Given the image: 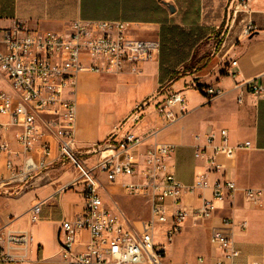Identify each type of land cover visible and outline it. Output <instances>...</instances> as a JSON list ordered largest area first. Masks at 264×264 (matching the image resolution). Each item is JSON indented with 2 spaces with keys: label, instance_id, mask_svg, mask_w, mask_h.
<instances>
[{
  "label": "crops",
  "instance_id": "obj_1",
  "mask_svg": "<svg viewBox=\"0 0 264 264\" xmlns=\"http://www.w3.org/2000/svg\"><path fill=\"white\" fill-rule=\"evenodd\" d=\"M229 2L230 0H0V7L11 13L9 18H0V40L4 31L16 21L26 23L33 30L67 34L71 24L77 20H109L128 23V32L132 38L158 40L163 44L159 57L140 63L138 73H81L75 98L78 105L76 131L79 147L104 142L136 111L132 110L140 106L146 112L140 121L142 117L149 120L141 126L139 121L133 127L134 132L147 139L140 148L141 152L155 142L173 143L176 151L178 148L181 151H175L167 165L174 168L176 177L184 184H192L203 174H206L211 185L217 180H231L236 184V191L232 195L225 191L226 195L221 199L213 198L211 188L203 192L216 205V213L209 220H196L192 216L193 209L202 203L199 194L183 197L182 204L188 217L182 233L166 248L168 252L165 264H200V257L204 259V264H216L223 257V252L211 244V232L213 228L223 226V218L234 221L226 229L233 231L235 247L240 251L238 261L241 264H264V202L256 205L244 194L246 188L264 189V96L257 97L247 92L243 102H239V90L235 88L237 80H249L264 74V0H252L250 12H229L231 16L228 13L227 20L230 16V22L227 23V29L224 25L225 28H222L223 31L214 40L209 51L193 59L200 43L211 36L208 31L215 32L224 23ZM249 23L258 29L248 35L246 26ZM179 35L186 37L182 40ZM179 48L186 50V56L179 53L178 57H172L170 52H181L177 50ZM191 60L195 61L194 69L175 83L174 80L169 81L173 70L163 73L165 66H187ZM233 60L238 62L235 67L231 66ZM227 69L236 72L237 78L227 75ZM194 71L199 75L195 81V73L192 74ZM107 75H115L117 83L126 90L135 89L138 92L133 97L131 94L127 96L129 100L133 98V102L122 115L111 110L103 114L104 85L109 87L112 83L105 81ZM186 75L193 77L192 86L184 88L186 104L183 108L174 107L176 114L181 110L185 113L166 126L155 108L171 91L182 90L184 83L191 81L184 77ZM2 78L6 85L0 91L10 92L8 82L3 76ZM181 78H186L184 83H181ZM211 85L223 89V95L211 99L206 93V88ZM166 89L170 91L167 92ZM156 100L158 102L155 105H150ZM148 101L150 102L146 104ZM7 120L9 119L5 116L1 118L2 122ZM222 129L228 131L229 146L249 141L251 147L237 150L233 157L220 154L217 162L221 168L219 172H212L205 160L195 156V151L197 147L202 148L207 144L209 130L216 133L215 143H221L219 131ZM17 132L12 127L6 132L9 148L14 153L10 156L5 153L0 157V178L3 181L10 177L6 167L10 159L16 169L23 168L24 157L16 154L21 152L16 141ZM50 141L51 157L55 158L58 147L52 138ZM183 149L190 151V163L183 156ZM35 157L38 158L36 153ZM79 178L73 164L57 163L44 174L30 179L28 184L9 183L6 186L9 192H0V227L8 224L9 228L27 231L32 236L28 261L6 264H68L61 255L59 228L63 220H72L82 212L83 185L63 192L58 189ZM126 178L131 179L126 176L114 185L102 177L106 187L103 197L110 202L107 201L108 204L116 203L109 193L112 190L124 191L121 184ZM40 201H43L40 218L33 223L30 209ZM245 222L244 228L242 224ZM161 231L162 228L158 231L160 236ZM88 240V232L80 233L74 247L75 252L83 251ZM163 240L160 237L158 242Z\"/></svg>",
  "mask_w": 264,
  "mask_h": 264
},
{
  "label": "built area",
  "instance_id": "obj_2",
  "mask_svg": "<svg viewBox=\"0 0 264 264\" xmlns=\"http://www.w3.org/2000/svg\"><path fill=\"white\" fill-rule=\"evenodd\" d=\"M251 3L252 0H235L234 14L250 12ZM71 25L67 34H60L33 30L26 23L16 21L0 40L4 45V50H0V74L11 88L10 92L0 91V157L14 153L6 135L10 127L18 130L16 141L21 152L16 154L24 157L20 170L11 159L8 161L10 177L4 181L0 178V192H9L6 189L9 183L28 184L30 179L57 163H71L80 178L58 191L82 184L84 207L74 219L63 220L59 228L60 251L68 264H165L166 248L182 233L188 217L183 197L199 194L202 203L193 209L192 216L196 220H209L216 213V205L203 192L211 188L213 198L221 199L225 191L232 195L236 184L231 180H217L211 185L206 174L198 176L192 184H184L176 177L174 168L167 165L176 151L173 143L155 142L141 152L147 139L133 131L142 116L140 106L128 118L133 126L125 133H120L122 125L104 142L79 147L75 94L80 74L138 73L140 63L159 57L161 45L158 40L132 38L129 24L122 21L77 20ZM257 29L249 23L246 33L249 35ZM237 65V60L231 62V66ZM226 71L227 75L237 78L236 72ZM198 76L195 71L193 80ZM235 88L239 90V102H243L247 92L263 97L264 74L237 80ZM206 93L214 99L223 95V89L211 85ZM185 104L182 90L173 91L155 111L168 126L185 113L181 110L176 114L174 107L183 108ZM3 116L9 120L2 122ZM118 134L119 139L114 142ZM219 136L222 141L216 144V133L209 130L207 144L195 151V156L205 160L212 172H219L221 168L217 162L220 154L233 157L237 150L251 147L249 141L229 146L226 129L220 130ZM51 138L58 147L55 158L51 157ZM126 176L132 181L122 182L123 190L128 196L145 200L150 211L147 219L131 220L117 203L108 204L103 197L106 187L102 177L115 185ZM244 194L256 205L264 202L262 188H246ZM42 204L40 201L30 209L33 223L40 218ZM222 221V227L212 229L210 239L223 252L216 264H241L233 231L226 229L234 221L230 218ZM245 226L246 222L242 224ZM161 228L162 236L158 232ZM85 231L89 240L84 250L76 253L77 239ZM160 237L163 242H158ZM31 242L32 236L27 231H17L8 224L0 227V262L28 261ZM198 261L205 262L202 257Z\"/></svg>",
  "mask_w": 264,
  "mask_h": 264
},
{
  "label": "rangeland",
  "instance_id": "obj_3",
  "mask_svg": "<svg viewBox=\"0 0 264 264\" xmlns=\"http://www.w3.org/2000/svg\"><path fill=\"white\" fill-rule=\"evenodd\" d=\"M231 4H232V1L230 0V2L227 4V7H226V15H225L224 23L222 25H219L217 31H215V32H212L210 30L208 31V34L210 33L211 36L206 37V39L200 43V45L198 46V49H196V52L194 54L193 59L197 58L199 56H203L206 52H208L209 49L213 46L214 40L216 41L219 38L220 33L223 31L222 28L224 27V25L226 26L227 23L230 22V16H231L230 13L231 14L234 13L233 10H234L235 2L232 5V7H231ZM228 13L230 16L227 20ZM1 26L2 25L0 24V27ZM212 29H214V28H212ZM1 35H2V33L0 31V37H1ZM178 37L180 39L184 40L186 36L179 35ZM160 45L162 47L163 44L160 43ZM0 50H2V51L4 50V45L2 43H0ZM177 50H180L181 52H176V51L170 52L173 54L172 57H178L179 53H181L183 56H186V50H184V49L182 50L180 48ZM160 53H161V50H160ZM193 62H195V61L191 60L190 63H187V66L183 65V66H179L177 68H173L171 66H167V67L165 66L163 68V73L166 74L167 70H176V72H178V71L181 72L180 74L176 75L174 78L170 77V79L173 78L174 81L173 80L172 81L175 83L176 81H178V78L182 77L185 73H188L189 71H192L194 69V67H193L194 63ZM199 69H197V70H199ZM193 73H195V71ZM184 77H187V79H190L191 81L189 83H184L185 82L184 80H186V78L185 79L181 78L182 79L181 83H184V87H182V93L186 91L184 88L187 85L192 86V83H193L192 82L193 77L187 76V75ZM117 79L118 78L115 75H107V77H106L105 81L112 82V83L109 84V87L104 85V93L102 95L103 114H104V112L111 110V111L117 112L119 115H122V113L124 111H126V109L130 108L129 106L133 102V100H132L133 98L129 100V98L127 96H129V94H131V97H133V96L138 94V92L135 89L126 90V88L123 85H120L117 83ZM169 81H171V80H169ZM4 82L5 81H3L2 75L0 74V88L5 87L6 84ZM166 91L169 92L170 89H166ZM157 102H158V100H156L155 102H152L150 105H155ZM135 110H137V107L134 108V110H132V112H134ZM145 114H146V112L142 110L141 115L144 116ZM128 117L126 120H124L121 123L120 126L123 125V128L120 131V133H125L127 130H129L132 127L133 124L131 122L127 121ZM148 121H149L148 119H146L145 117H142V120L139 122L140 123L139 126H141L142 124L148 123ZM102 122H104L103 119H102ZM120 126H118V128ZM119 136H120V134H118L116 136V139L114 140V142L118 141ZM180 151H181V148H178L176 152H180ZM183 156H185L187 162L190 163V157H192V156H190V151L189 150L186 151L185 149H183ZM126 181H132V179L126 178ZM109 195H111V197L114 199V201L119 204V206L122 208V210L128 215L129 219H131V220H143V219L148 218L149 207L143 199L128 196L127 194L124 193V191L120 192L119 190H112V193L110 192ZM108 203H110V202L108 201ZM0 264H6V263L0 262Z\"/></svg>",
  "mask_w": 264,
  "mask_h": 264
},
{
  "label": "trees",
  "instance_id": "obj_4",
  "mask_svg": "<svg viewBox=\"0 0 264 264\" xmlns=\"http://www.w3.org/2000/svg\"><path fill=\"white\" fill-rule=\"evenodd\" d=\"M10 15H11V13H9V12L7 13L6 11H4L3 7H0V18H2V17H8L9 18V17H11ZM180 73L181 72H179V71L175 72V70H173L171 77L174 78L176 75H178ZM173 78L171 79V81L173 80Z\"/></svg>",
  "mask_w": 264,
  "mask_h": 264
},
{
  "label": "water",
  "instance_id": "obj_5",
  "mask_svg": "<svg viewBox=\"0 0 264 264\" xmlns=\"http://www.w3.org/2000/svg\"><path fill=\"white\" fill-rule=\"evenodd\" d=\"M234 2H235V0H232L231 7H232V5L234 4ZM230 9H231V8H230ZM227 27H228V24L226 25V29H227ZM149 102H150V101H148L146 104H148ZM146 104H145V105H146ZM145 105H144V106H145Z\"/></svg>",
  "mask_w": 264,
  "mask_h": 264
}]
</instances>
